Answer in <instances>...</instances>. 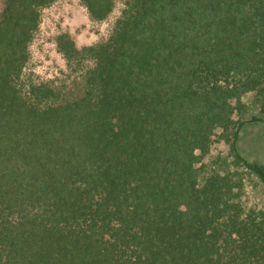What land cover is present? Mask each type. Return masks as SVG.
I'll return each mask as SVG.
<instances>
[{
  "label": "trees",
  "instance_id": "16d2710c",
  "mask_svg": "<svg viewBox=\"0 0 264 264\" xmlns=\"http://www.w3.org/2000/svg\"><path fill=\"white\" fill-rule=\"evenodd\" d=\"M57 1H1L0 264H264V168L236 146L264 0H122L102 40L57 36L71 85L26 72ZM78 1L102 22L118 0Z\"/></svg>",
  "mask_w": 264,
  "mask_h": 264
},
{
  "label": "rangeland",
  "instance_id": "374dc122",
  "mask_svg": "<svg viewBox=\"0 0 264 264\" xmlns=\"http://www.w3.org/2000/svg\"><path fill=\"white\" fill-rule=\"evenodd\" d=\"M0 0V8H1ZM122 0H118L111 15L102 22L90 19L78 0H59L41 11L40 25L30 44V60L26 72L39 81L72 84L66 63L56 49L58 35L66 34L77 47H84L102 40L110 31L119 14ZM245 105V122L237 139V150L249 162L264 168V114L259 110L261 100L255 95L242 98ZM225 148L215 144L203 158L205 167L222 154ZM249 204L264 206V185L248 188Z\"/></svg>",
  "mask_w": 264,
  "mask_h": 264
}]
</instances>
